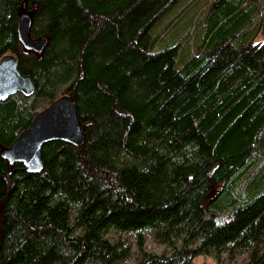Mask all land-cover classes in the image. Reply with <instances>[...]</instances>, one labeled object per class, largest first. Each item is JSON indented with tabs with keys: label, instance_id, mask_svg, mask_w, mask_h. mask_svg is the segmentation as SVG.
Instances as JSON below:
<instances>
[{
	"label": "trees",
	"instance_id": "1",
	"mask_svg": "<svg viewBox=\"0 0 264 264\" xmlns=\"http://www.w3.org/2000/svg\"><path fill=\"white\" fill-rule=\"evenodd\" d=\"M263 17L264 0H0V59L34 84L0 101V153L63 94L84 133L45 144L39 173L0 155V264H264Z\"/></svg>",
	"mask_w": 264,
	"mask_h": 264
},
{
	"label": "water",
	"instance_id": "2",
	"mask_svg": "<svg viewBox=\"0 0 264 264\" xmlns=\"http://www.w3.org/2000/svg\"><path fill=\"white\" fill-rule=\"evenodd\" d=\"M30 26L31 19L28 14L20 17V42L26 50L40 52L46 39H32ZM33 91L34 84L29 76L22 75L19 71L17 58L9 54L3 56L0 59V101H5L17 93L30 96ZM83 139V127L78 120L73 98L65 94L38 111L29 127L9 147L3 148L0 155L10 166L21 164L27 172L39 173L43 169L41 150L45 144L62 141L80 146Z\"/></svg>",
	"mask_w": 264,
	"mask_h": 264
},
{
	"label": "rangeland",
	"instance_id": "3",
	"mask_svg": "<svg viewBox=\"0 0 264 264\" xmlns=\"http://www.w3.org/2000/svg\"><path fill=\"white\" fill-rule=\"evenodd\" d=\"M183 1H186V0H183ZM189 1V0H187ZM209 1V0H208ZM185 3V2H183ZM201 8V7H200ZM24 15H27V13L24 11V9L20 10V17L24 16ZM264 23V17L262 18L261 20V24ZM255 42L256 43H263L264 42V31H263V24L261 26V29L259 30V33L257 34V37L255 39ZM220 186H215L213 187V189L211 190V192L209 193L207 199H206V202L210 201V199L212 197H214L218 192H219V189ZM149 248L150 249H154L156 251H160V248L152 245V244H149ZM128 264H131V263H128ZM193 264H215L214 260H212L211 258L209 257H206V256H200L198 258H196L193 262Z\"/></svg>",
	"mask_w": 264,
	"mask_h": 264
},
{
	"label": "flooded vegetation",
	"instance_id": "4",
	"mask_svg": "<svg viewBox=\"0 0 264 264\" xmlns=\"http://www.w3.org/2000/svg\"><path fill=\"white\" fill-rule=\"evenodd\" d=\"M63 95H65V94H63ZM60 96H61V95H60ZM60 96H59V97H60ZM56 99H57V98H56Z\"/></svg>",
	"mask_w": 264,
	"mask_h": 264
}]
</instances>
